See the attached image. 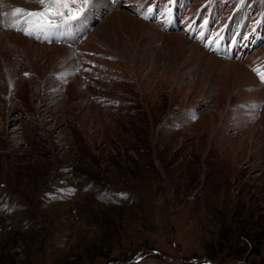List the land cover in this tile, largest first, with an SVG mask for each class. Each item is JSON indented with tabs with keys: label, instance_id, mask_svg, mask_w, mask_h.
Instances as JSON below:
<instances>
[{
	"label": "rangeland",
	"instance_id": "1",
	"mask_svg": "<svg viewBox=\"0 0 264 264\" xmlns=\"http://www.w3.org/2000/svg\"><path fill=\"white\" fill-rule=\"evenodd\" d=\"M15 1L0 0V264H264V0H104L47 30L25 15L39 0Z\"/></svg>",
	"mask_w": 264,
	"mask_h": 264
},
{
	"label": "snow or ice",
	"instance_id": "2",
	"mask_svg": "<svg viewBox=\"0 0 264 264\" xmlns=\"http://www.w3.org/2000/svg\"><path fill=\"white\" fill-rule=\"evenodd\" d=\"M39 3L44 5V11H29L25 15L27 18H37L39 21L35 24L38 30H47L52 28H59L63 25H58L49 19V15L53 17H60L63 24L69 25L70 27L75 24L82 26L85 24L88 13L92 8L102 6L104 0H39ZM169 11H171L169 9ZM23 8H15L11 15L16 16L19 13H24ZM148 19V17H145ZM26 23L31 24V19H26ZM27 35H32L31 31L26 32ZM261 80H264V72H259Z\"/></svg>",
	"mask_w": 264,
	"mask_h": 264
},
{
	"label": "bare ground",
	"instance_id": "3",
	"mask_svg": "<svg viewBox=\"0 0 264 264\" xmlns=\"http://www.w3.org/2000/svg\"><path fill=\"white\" fill-rule=\"evenodd\" d=\"M17 1V0H16ZM15 1V2H16ZM23 1V0H22ZM21 1V3H23ZM111 9L114 7V5H110L109 6ZM113 16H114V14H112ZM119 15H121V13L119 14ZM127 15V14H126ZM112 16V17H113ZM115 16H116V14H115ZM128 16V15H127ZM247 17V16H246ZM130 18V17H129ZM132 18V17H131ZM107 20V19H106ZM134 22H133V21ZM131 21H132V23L133 24H136V34L137 33H139L141 30L142 31H144L145 29H148V28H154L157 32H159V34H160V36H162V37H164L165 38V40H169V39H179V40H181L182 41V43H188L189 45H190V48H191V50H190V54H192V56H194V52L195 51H199V52H201V54H202V56H205V57H207V60H206V63H216V62H220V63H222V64H225V70L226 71H228L231 75H232V81H234L233 79L234 78H240V77H242V78H240V79H245V77L247 76V77H251L254 81H255V83H257V80H256V77L253 75V73H251L247 68H245V66H244V64L241 62L240 63V61H236V60H227V59H223V58H219V57H216V56H213V55H209L201 46H199L196 42H194V41H191V40H189V39H187V38H185L182 34H179V33H164L163 31H161L160 30V28L158 29L157 27L158 26H155V25H153V24H150V23H146V22H143L142 20H139L138 18H135V19H132ZM105 21V20H104ZM137 25H138V27H137ZM99 28H101L100 26L98 27V28H96L95 29V31L93 32L94 34H92V36H96L95 34L97 33H100V30H99ZM155 31V32H156ZM12 35H14V36H17V37H19L17 40H19V39H21V41H22V43L23 42H25V43H28V46H30V43L28 42V41H30L29 39H28V41L25 39V38H23V37H21V34H19V33H16V34H14V33H11ZM90 36H91V34L89 35V37L88 38H90ZM97 36H99V35H97ZM93 38V37H92ZM160 38V37H159ZM88 40V39H87ZM86 40V41H87ZM66 41H69V39L67 38V40ZM85 43V42H84ZM88 43V42H87ZM17 45V44H16ZM24 45V44H23ZM27 45V44H26ZM24 46V47H28V46ZM40 46V45H39ZM52 46V45H51ZM52 47H55L56 49H62V51L63 50H66V49H68V48H66V47H64L63 45H53ZM51 47V48H52ZM43 48H47L46 46L45 47H43ZM30 49V48H29ZM28 51V50H27ZM205 61V60H204ZM245 62H246V60H245ZM213 65V64H212ZM214 66V65H213ZM212 66V67H213ZM208 67V66H207ZM224 68V67H223ZM226 74V73H225ZM225 74H223V75H225ZM229 77V76H228ZM227 78V77H226ZM236 82V81H235ZM226 84V83H225ZM258 87V86H257ZM259 87H261V86H259ZM258 90H260V91H264V89H262V88H259Z\"/></svg>",
	"mask_w": 264,
	"mask_h": 264
}]
</instances>
